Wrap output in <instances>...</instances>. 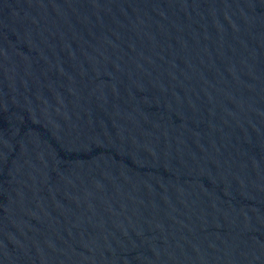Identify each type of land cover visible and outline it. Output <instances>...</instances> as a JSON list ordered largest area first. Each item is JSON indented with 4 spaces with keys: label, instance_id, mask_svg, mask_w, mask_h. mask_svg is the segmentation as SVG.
Listing matches in <instances>:
<instances>
[{
    "label": "water",
    "instance_id": "95a60500",
    "mask_svg": "<svg viewBox=\"0 0 264 264\" xmlns=\"http://www.w3.org/2000/svg\"><path fill=\"white\" fill-rule=\"evenodd\" d=\"M0 264H264V0H0Z\"/></svg>",
    "mask_w": 264,
    "mask_h": 264
}]
</instances>
